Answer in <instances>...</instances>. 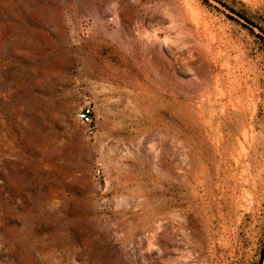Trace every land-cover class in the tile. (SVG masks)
<instances>
[{
  "label": "rangeland",
  "instance_id": "rangeland-1",
  "mask_svg": "<svg viewBox=\"0 0 264 264\" xmlns=\"http://www.w3.org/2000/svg\"><path fill=\"white\" fill-rule=\"evenodd\" d=\"M0 264H264V0H0Z\"/></svg>",
  "mask_w": 264,
  "mask_h": 264
},
{
  "label": "built area",
  "instance_id": "built-area-1",
  "mask_svg": "<svg viewBox=\"0 0 264 264\" xmlns=\"http://www.w3.org/2000/svg\"><path fill=\"white\" fill-rule=\"evenodd\" d=\"M78 119L83 124H90L92 122V108L90 106H84L78 113Z\"/></svg>",
  "mask_w": 264,
  "mask_h": 264
},
{
  "label": "water",
  "instance_id": "water-1",
  "mask_svg": "<svg viewBox=\"0 0 264 264\" xmlns=\"http://www.w3.org/2000/svg\"><path fill=\"white\" fill-rule=\"evenodd\" d=\"M96 201H97V206L100 207L101 206L100 199L96 198ZM98 210H99V208H98ZM104 240H106L105 242L111 243L110 238H104ZM82 259L85 260L84 258H82Z\"/></svg>",
  "mask_w": 264,
  "mask_h": 264
}]
</instances>
